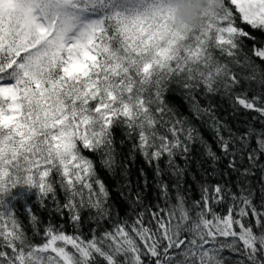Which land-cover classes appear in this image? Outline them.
Returning a JSON list of instances; mask_svg holds the SVG:
<instances>
[{"label":"snow or ice","instance_id":"obj_1","mask_svg":"<svg viewBox=\"0 0 264 264\" xmlns=\"http://www.w3.org/2000/svg\"><path fill=\"white\" fill-rule=\"evenodd\" d=\"M171 17L170 0H0V264H264V0Z\"/></svg>","mask_w":264,"mask_h":264},{"label":"trees","instance_id":"obj_2","mask_svg":"<svg viewBox=\"0 0 264 264\" xmlns=\"http://www.w3.org/2000/svg\"><path fill=\"white\" fill-rule=\"evenodd\" d=\"M175 101V103H177L180 108L181 111L185 114V115H189V110H188V105L184 104L181 102L180 98L178 96H174L172 97ZM216 103L219 105V109H218V114L220 116H222L224 119L229 120V122L234 126V127H240L241 129H243L244 125H243V120L244 117L243 116H237V117H233L231 115V110H230V104L229 101L226 98H217ZM250 119V117H249ZM197 126L200 127L201 131L203 132V135L205 136L206 139H208L210 142L212 140V133L211 131L206 127V126H202L200 125L199 121H196ZM258 126V125H257ZM213 147L215 148V144H213ZM198 159L200 158L199 156V152L197 150H194L193 153ZM144 168L146 173L148 174L149 179L151 180L154 173H153V169L151 167L148 166V164L144 161V159L140 156H137L136 158V162L135 164L132 165V169H131V175H132V179L133 181L136 180V177L138 176V170L140 168ZM223 167V165L221 166ZM193 172H195L197 174V176H199V172L193 168ZM101 177L104 178L108 184L109 187L111 189H115L116 187V179L113 178L112 176H110L107 172L102 171L101 172ZM225 179L231 180V181H235L236 177L235 174H233L230 177H227ZM188 183H190L192 185V191H191V196L192 198H198L199 197V191H198V186L196 184L195 181H192L191 179L188 180ZM156 189L154 187V185L149 189V195H148V200L150 202H154L156 199ZM24 201H20L19 204H23ZM32 206L34 208V211L42 218L43 221H47L49 219V213L46 210H43L39 207L38 203L36 202V200L34 198H32L31 200ZM118 210H120L121 215L124 214V210L127 208L126 204H118L117 205ZM20 210L19 205H18V211ZM21 218L24 220V223L27 225V216L26 214H22ZM52 219L59 223L60 219L58 216L53 215ZM93 225H91L90 223H86L84 225V231L87 232L89 230L90 227H92Z\"/></svg>","mask_w":264,"mask_h":264},{"label":"clouds","instance_id":"obj_3","mask_svg":"<svg viewBox=\"0 0 264 264\" xmlns=\"http://www.w3.org/2000/svg\"><path fill=\"white\" fill-rule=\"evenodd\" d=\"M208 0H170L172 25L184 31L201 26Z\"/></svg>","mask_w":264,"mask_h":264}]
</instances>
